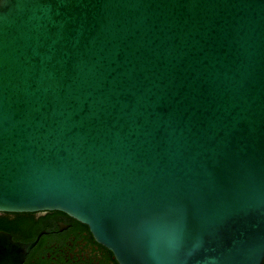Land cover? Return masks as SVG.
<instances>
[{
    "label": "water",
    "instance_id": "95a60500",
    "mask_svg": "<svg viewBox=\"0 0 264 264\" xmlns=\"http://www.w3.org/2000/svg\"><path fill=\"white\" fill-rule=\"evenodd\" d=\"M38 210L119 264H262L264 0H0V211Z\"/></svg>",
    "mask_w": 264,
    "mask_h": 264
},
{
    "label": "flooded vegetation",
    "instance_id": "af4514ba",
    "mask_svg": "<svg viewBox=\"0 0 264 264\" xmlns=\"http://www.w3.org/2000/svg\"><path fill=\"white\" fill-rule=\"evenodd\" d=\"M62 214H58L57 217H54L53 219L56 220H62L63 222H69V225H66L64 228L60 229L59 231L55 232H45V233H39L38 236L35 238L37 239L35 244L29 249V251L25 255V262L29 264H67V262L64 261L65 258L62 259L61 256H58V259L56 262H54L51 257L46 252V247L50 246L51 244L53 246H57V250H60L61 248L66 246V243L68 242L69 238H72L74 236H79L83 239V242L87 245L91 246L94 251L98 252V264H119L117 259L115 258L113 252L108 249L106 246H104L102 243L98 242L92 233L90 232L88 226L75 218L71 217L70 215L66 214L65 212L61 211ZM40 210L37 211V214L35 215V218L39 219L40 217ZM7 215L2 214V211H0V217H6ZM13 217L11 215L7 216L6 219L9 221ZM48 227L54 226V223L52 222V218L48 221ZM1 230H5L9 232L12 236V238L22 241H31L34 239H21L17 238L15 234L5 227H0ZM75 264V260L72 259ZM264 264V261L262 262Z\"/></svg>",
    "mask_w": 264,
    "mask_h": 264
},
{
    "label": "trees",
    "instance_id": "16d2710c",
    "mask_svg": "<svg viewBox=\"0 0 264 264\" xmlns=\"http://www.w3.org/2000/svg\"><path fill=\"white\" fill-rule=\"evenodd\" d=\"M4 215H11L13 218L9 221L6 217H0V227L10 229L17 238L34 239L35 232L42 228L45 224H49V219L62 214L60 210H40L39 219L35 218L37 211H2ZM38 236V235H37Z\"/></svg>",
    "mask_w": 264,
    "mask_h": 264
},
{
    "label": "rangeland",
    "instance_id": "374dc122",
    "mask_svg": "<svg viewBox=\"0 0 264 264\" xmlns=\"http://www.w3.org/2000/svg\"><path fill=\"white\" fill-rule=\"evenodd\" d=\"M47 254L51 259L56 262L58 256H61L67 264H72L75 260V264H98V252L83 242V239L79 236L69 238L66 246L57 250V246L52 244L46 247Z\"/></svg>",
    "mask_w": 264,
    "mask_h": 264
}]
</instances>
